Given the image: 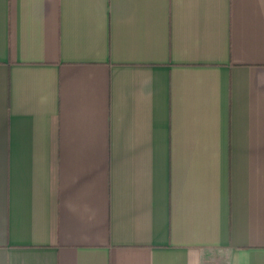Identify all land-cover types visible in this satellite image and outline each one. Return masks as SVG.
I'll list each match as a JSON object with an SVG mask.
<instances>
[{
	"label": "crops",
	"instance_id": "1",
	"mask_svg": "<svg viewBox=\"0 0 264 264\" xmlns=\"http://www.w3.org/2000/svg\"><path fill=\"white\" fill-rule=\"evenodd\" d=\"M0 264H264V0H0Z\"/></svg>",
	"mask_w": 264,
	"mask_h": 264
}]
</instances>
